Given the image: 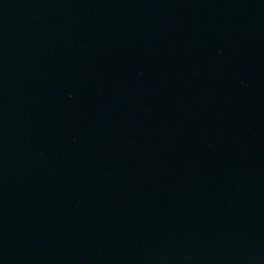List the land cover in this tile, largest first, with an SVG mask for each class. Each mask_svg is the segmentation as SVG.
Wrapping results in <instances>:
<instances>
[{"label": "water", "instance_id": "water-1", "mask_svg": "<svg viewBox=\"0 0 264 264\" xmlns=\"http://www.w3.org/2000/svg\"><path fill=\"white\" fill-rule=\"evenodd\" d=\"M0 264H264V0H0Z\"/></svg>", "mask_w": 264, "mask_h": 264}]
</instances>
